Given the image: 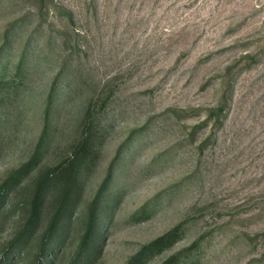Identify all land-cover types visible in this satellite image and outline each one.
Instances as JSON below:
<instances>
[{
	"label": "rangeland",
	"instance_id": "obj_1",
	"mask_svg": "<svg viewBox=\"0 0 264 264\" xmlns=\"http://www.w3.org/2000/svg\"><path fill=\"white\" fill-rule=\"evenodd\" d=\"M42 137L0 264H264V0H0V188Z\"/></svg>",
	"mask_w": 264,
	"mask_h": 264
},
{
	"label": "trees",
	"instance_id": "obj_2",
	"mask_svg": "<svg viewBox=\"0 0 264 264\" xmlns=\"http://www.w3.org/2000/svg\"><path fill=\"white\" fill-rule=\"evenodd\" d=\"M42 140H43V137L40 139V141L37 145V150L33 153L32 157L26 163H24L21 167H19L17 171L13 172L5 180V182L2 184V186L0 188V199L4 197V194L7 191V188L12 184V182H14L17 179V177L20 176L17 174L22 172L25 167H27V169H29L32 165L35 164V162L37 160L38 150L42 145ZM85 140H87V139H85ZM85 144H86V142L81 143V145L78 148V151H76L80 154V156L83 159L85 158V154H86ZM83 150H85V152ZM51 174H53V173L52 172L46 173V175L42 179L43 182H41V185L46 183L47 179L51 176ZM109 178L110 177H108L106 179V181H108ZM106 181H105V185H106ZM66 199H67V195H66V198H64V201ZM64 201H63V205L65 204ZM93 213H94L93 214V219H94L95 218V211ZM177 232H178V228L175 227L171 230H168L164 234L156 237L154 240H152L148 244H145L140 249V251L131 258V260L129 261L128 264H144L151 256H153L154 254H156L158 252H161L162 250H164L165 248H167L168 246L173 244L177 240V235H176ZM161 264H192V263L182 261L176 254H173L170 257H168Z\"/></svg>",
	"mask_w": 264,
	"mask_h": 264
}]
</instances>
